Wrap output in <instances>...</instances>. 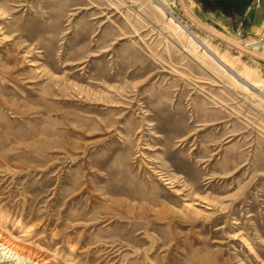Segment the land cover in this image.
Returning <instances> with one entry per match:
<instances>
[{"label": "rangeland", "instance_id": "1", "mask_svg": "<svg viewBox=\"0 0 264 264\" xmlns=\"http://www.w3.org/2000/svg\"><path fill=\"white\" fill-rule=\"evenodd\" d=\"M0 264H264V62L178 0H0Z\"/></svg>", "mask_w": 264, "mask_h": 264}, {"label": "crops", "instance_id": "2", "mask_svg": "<svg viewBox=\"0 0 264 264\" xmlns=\"http://www.w3.org/2000/svg\"><path fill=\"white\" fill-rule=\"evenodd\" d=\"M185 1L189 9L212 28L242 44L255 39L262 41L259 45L264 44V0Z\"/></svg>", "mask_w": 264, "mask_h": 264}, {"label": "water", "instance_id": "3", "mask_svg": "<svg viewBox=\"0 0 264 264\" xmlns=\"http://www.w3.org/2000/svg\"><path fill=\"white\" fill-rule=\"evenodd\" d=\"M179 1V6L180 9L183 13V15L192 23L195 25V27H197L198 29H200L201 31L205 32L206 34L219 39L220 41H223L225 43H227L228 45L234 47L235 49L239 50L240 52L258 60L261 62H264V55L251 49V46L248 44H242L230 37H228L227 35L219 32L218 30H215L213 28H211L210 26H208L207 24H205L203 21H201L187 6V3L185 0H178Z\"/></svg>", "mask_w": 264, "mask_h": 264}, {"label": "bare ground", "instance_id": "4", "mask_svg": "<svg viewBox=\"0 0 264 264\" xmlns=\"http://www.w3.org/2000/svg\"><path fill=\"white\" fill-rule=\"evenodd\" d=\"M212 28V27H211ZM248 45H250L251 46V49H252V47H253V45H256V44H258V41H251V42H248L247 43ZM264 55V54H263Z\"/></svg>", "mask_w": 264, "mask_h": 264}]
</instances>
